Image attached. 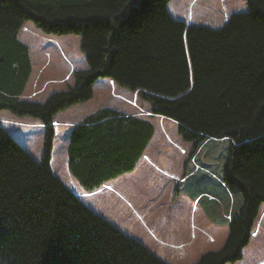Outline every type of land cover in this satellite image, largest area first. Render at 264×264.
Returning <instances> with one entry per match:
<instances>
[{
    "label": "trees",
    "instance_id": "trees-1",
    "mask_svg": "<svg viewBox=\"0 0 264 264\" xmlns=\"http://www.w3.org/2000/svg\"><path fill=\"white\" fill-rule=\"evenodd\" d=\"M170 0H0V110L45 126L37 161L0 126V264H168L88 208L52 168L53 123L94 97L108 78L138 94L151 116L179 124L187 141L229 138L224 181L243 197L223 248L196 264L242 259L264 205V0L220 29L188 24ZM28 21L78 35L88 68L44 103L21 98L33 65L18 38ZM96 109L74 125L69 168L88 192L134 169L152 140L150 117Z\"/></svg>",
    "mask_w": 264,
    "mask_h": 264
},
{
    "label": "rangeland",
    "instance_id": "rangeland-1",
    "mask_svg": "<svg viewBox=\"0 0 264 264\" xmlns=\"http://www.w3.org/2000/svg\"><path fill=\"white\" fill-rule=\"evenodd\" d=\"M167 9L175 19L189 25L220 29L230 16L247 12L249 6L246 0H170ZM18 38L28 46L33 65L24 100L44 103L52 94L73 86L76 71L88 68L78 35L45 33L28 21ZM104 80L108 78L94 83L92 99L60 112L53 126L68 130L82 110L93 112L101 104L121 110L129 103L138 116L150 117L155 133L147 147L146 164L130 175L136 197L125 199L123 194L126 183L122 179L128 175L118 177L115 189L86 191L66 168V132L55 137L56 157L51 160L54 174L72 190L86 192L80 198L88 208L168 264H196L203 254L221 250L231 218L238 216L243 202L242 194L231 192L224 181L232 140L208 137L198 144L187 141L177 122L151 116L149 104L138 94L117 85L123 91L118 97L115 88ZM0 126L37 161L42 160L45 126L39 120L4 109L0 110ZM254 231L258 235L254 233L243 249L242 259L229 264H264V205Z\"/></svg>",
    "mask_w": 264,
    "mask_h": 264
},
{
    "label": "crops",
    "instance_id": "crops-1",
    "mask_svg": "<svg viewBox=\"0 0 264 264\" xmlns=\"http://www.w3.org/2000/svg\"><path fill=\"white\" fill-rule=\"evenodd\" d=\"M33 73V72H32ZM33 75V74H32ZM31 79H32V76H31V78H30V80H29V82H28V84L26 85V87H25V90H24V92H23V94L21 95V98L23 99V97H27V93H28V91H29V86H30V82H31ZM106 80V79H105ZM103 81L104 82V84H106V82H108V86L110 87V88H115V91L116 92H118V94H117V96L118 97H121V96H123V91H121V89H117L116 88V84L112 81V80H110V79H108V81ZM96 82H98V81H96ZM98 89H101L100 88V86L98 87ZM135 95L137 94V92L136 93H134ZM29 96H30V94H29ZM122 100H124V98H121ZM128 103V102H127ZM129 106H131L129 103H128V105H126V106H123V108H121V110H118V111H122V112H125L126 114H129V115H135V116H138L137 114H136V108L135 109H133L132 107H129ZM104 108H109V106H107L106 104H101L100 106H99V108L98 109H104ZM112 109V108H111ZM114 109V108H113ZM123 109V110H122ZM93 111H95V110H93ZM92 112L91 111H85V110H82L81 111V117H79L78 118V120H72V125H70L69 127H68V130L66 129V128H57V126H54V129H55V137H59L60 135H61V133L62 132H66V134H67V137H66V142L64 143V145H65V150L67 151V154H68V146H69V143H70V140H71V133H72V131H73V127H74V125L75 124H77L79 121H81V119H83L84 117H86L87 115H89V114H91ZM58 121L55 119V121H54V123H57ZM53 123V124H54ZM36 124V123H35ZM40 126H42V125H40ZM148 147V146H147ZM147 147L145 148V150H144V152H143V155L137 160V162H136V164H135V167H134V169L133 170H131V171H129V172H127V173H123V174H121L120 176H118V177H122L123 175H128V176H126V177H123V179L122 180H124V182L126 183L125 185H124V187H123V194H124V196L126 197L125 199H127L128 197H136V192H134V193H132V189H131V186L130 185H133V183L134 182H132L131 180H130V175L131 174H134L135 172H136V170L141 166V165H143V164H146V156H147V154H146V151H147ZM56 151H57V147H56V142H55V138H54V143H53V149H52V159L54 158L55 159V157H56ZM53 162H54V160L51 162V168H52V164H53ZM66 168H67V170L71 173V171H70V168H69V154H68V162L66 163ZM53 170V172H54V169H52ZM72 174V173H71ZM114 178V179H112V180H110V181H108V182H106L101 188H99L98 190H96V191H100L101 189L102 190H104L105 191V186H109V187H112V189H115V188H117L118 187V185H117V183L116 182H119V178ZM72 178V177H71ZM137 178V177H136ZM135 178V179H136ZM72 181H73V179H71ZM135 181V180H134ZM73 182H75V181H73ZM84 188V187H83ZM85 189V188H84ZM74 191V193L75 194H77V195H79L80 197L81 196H85L87 193L86 192H83V193H80V192H78L77 190H73ZM96 191H94V192H96ZM256 235H258V233L256 232Z\"/></svg>",
    "mask_w": 264,
    "mask_h": 264
}]
</instances>
